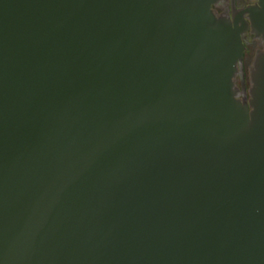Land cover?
I'll return each instance as SVG.
<instances>
[{"label": "water", "instance_id": "1", "mask_svg": "<svg viewBox=\"0 0 264 264\" xmlns=\"http://www.w3.org/2000/svg\"><path fill=\"white\" fill-rule=\"evenodd\" d=\"M0 264H264V0H0Z\"/></svg>", "mask_w": 264, "mask_h": 264}]
</instances>
